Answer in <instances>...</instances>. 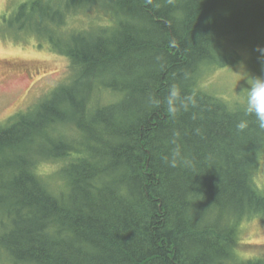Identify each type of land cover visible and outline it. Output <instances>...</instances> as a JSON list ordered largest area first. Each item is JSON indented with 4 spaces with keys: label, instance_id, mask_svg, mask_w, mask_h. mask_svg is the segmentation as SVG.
Here are the masks:
<instances>
[{
    "label": "trees",
    "instance_id": "trees-1",
    "mask_svg": "<svg viewBox=\"0 0 264 264\" xmlns=\"http://www.w3.org/2000/svg\"><path fill=\"white\" fill-rule=\"evenodd\" d=\"M45 4L72 75L0 128V264H264L239 249L264 219V129L204 84L243 64L264 76V0ZM101 11L64 44L66 17Z\"/></svg>",
    "mask_w": 264,
    "mask_h": 264
},
{
    "label": "rangeland",
    "instance_id": "rangeland-1",
    "mask_svg": "<svg viewBox=\"0 0 264 264\" xmlns=\"http://www.w3.org/2000/svg\"><path fill=\"white\" fill-rule=\"evenodd\" d=\"M46 4L45 0H0V128L12 126L22 118L32 116L41 102L50 98L52 89L72 75L70 73L68 77L70 68L67 58L53 52L67 48L47 38L48 30H56L60 23L53 24L42 16ZM88 15L90 17L93 14L81 12L77 15V19L84 18L79 23L74 21L77 27H73L71 20L68 21L66 17L65 24L60 25L66 33L65 45L69 43L70 36L88 38L96 35L98 26L106 22L102 11L99 18H89ZM27 19L31 22L28 23ZM237 73L252 76L245 64L219 69L206 78L205 87L222 97L229 95ZM247 87V81L241 80L236 91L239 93ZM8 156L4 154L0 158L4 161ZM43 169H49L48 172L53 170L51 164ZM257 179L264 187V161ZM241 244L239 249L243 257L257 260L264 258V219L244 226Z\"/></svg>",
    "mask_w": 264,
    "mask_h": 264
},
{
    "label": "clouds",
    "instance_id": "clouds-1",
    "mask_svg": "<svg viewBox=\"0 0 264 264\" xmlns=\"http://www.w3.org/2000/svg\"><path fill=\"white\" fill-rule=\"evenodd\" d=\"M260 51L264 52V49H260ZM241 80H246L248 87L237 93L236 88ZM179 99L180 90L177 86L173 85L167 97V102L170 106L169 110L173 115L178 111L175 104ZM222 99L229 112L240 109L245 116H254L258 127L264 129V76L252 77L249 74L244 76L237 73V77L234 79L233 89H230V94L223 96ZM188 100L192 105L196 104L195 96L189 97ZM183 106L187 108L188 104L184 103ZM248 124L249 121L247 119H241L236 124V128L239 131H243L248 127ZM169 163L172 167L177 165L176 159L170 160ZM185 163L190 165V162L187 160H185ZM48 170L43 169L42 171Z\"/></svg>",
    "mask_w": 264,
    "mask_h": 264
}]
</instances>
